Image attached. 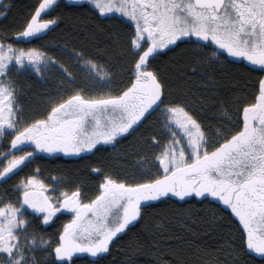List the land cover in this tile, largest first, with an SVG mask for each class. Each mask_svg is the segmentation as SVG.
<instances>
[{"label":"snow or ice","instance_id":"snow-or-ice-1","mask_svg":"<svg viewBox=\"0 0 264 264\" xmlns=\"http://www.w3.org/2000/svg\"><path fill=\"white\" fill-rule=\"evenodd\" d=\"M89 3L100 32L105 31L104 21L127 23L123 41L118 33H109L121 49L118 59L126 64L118 81L112 58L103 59V50L70 51L84 73L77 84L67 63L40 47L20 46L59 26L60 17L42 18L57 0H39L15 31V42L0 35V137L7 140L0 143V183L31 164L37 152L78 157L88 175L98 178L92 181V194L86 195L83 181L69 185L67 177L56 173L42 178L37 167L13 186L14 196L0 195V264H101L118 234L127 235L145 218L153 207L149 202L172 198H212L230 209L243 226L240 255L250 250L264 258V75L254 95H236L230 105L215 98L218 82L209 74L234 63L229 57L264 72V0ZM0 7L5 9L0 17L6 16L10 5ZM167 53H173L171 64L181 77L191 82L206 76L201 82L213 88V96L196 98L189 91L174 95L166 80L169 73L158 62ZM56 66L64 87L45 101L42 111L26 109L13 69L15 75L43 77ZM209 102L217 109L215 123L205 124L193 105L203 111ZM153 112L159 113V130L138 133L143 147L135 152L133 176H121L103 159L86 158L104 145L115 149ZM58 214L68 218L55 232L46 238L37 231L41 224L55 223ZM158 226L159 221L153 227ZM143 227L149 230L147 223ZM145 243L133 233L132 243L121 248L123 264H132L127 252L135 256ZM148 247L155 254L152 264H187L179 255L166 260L158 240Z\"/></svg>","mask_w":264,"mask_h":264},{"label":"trees","instance_id":"trees-1","mask_svg":"<svg viewBox=\"0 0 264 264\" xmlns=\"http://www.w3.org/2000/svg\"><path fill=\"white\" fill-rule=\"evenodd\" d=\"M38 2L39 0H0V4L10 5L7 15L0 17V35H6L9 41L15 42L12 40L15 31L21 27L25 17L34 10V6ZM90 9L91 6L87 3L74 4L65 0H57L56 5L45 10L47 15L42 14V18L60 17L59 26L52 27L51 31L45 30L46 35L37 34L40 36L39 39H31L30 43H24L20 46L40 47L50 55H55L61 62L68 64L76 75L77 84L82 83L84 73L80 72L79 66L73 62L75 58L69 55L70 51L74 47L77 50L83 49L90 54H99L98 50H103V59L107 60L109 56L112 58L113 71L118 81L122 74L121 67H126V64L118 59L121 49L114 43L115 37L109 33H118L121 41H123L127 33V23L121 25L115 21H104L105 31L100 32L96 28L97 22L89 11ZM4 10L0 7V11ZM182 47L185 46L182 45ZM174 51L178 50L174 49ZM172 56L173 53H167L161 56L158 62L162 71L169 73L166 80L173 94L180 96L185 91H189L190 95L196 98L201 96L211 98L214 94L213 88H206L205 83L201 82L206 81V76H202L200 81L193 80L191 82L188 81L187 77H181L172 67L170 59ZM56 68L51 72L49 82L46 78H38L29 73L15 75V80L23 93L20 99L25 104L26 109H32L36 112L42 111L45 107V101L50 96L56 95L64 87L61 84L62 73L57 66ZM245 68L249 67L232 63L209 73L218 82L216 85L218 92L215 95L217 100H226L231 105L236 95L244 97L255 94L262 72L258 69L245 71ZM235 80H239V84H236ZM236 89H240V91L237 92ZM193 107L205 124L209 121L215 123L214 114L217 109L212 106L211 102L203 111H200L199 105L195 103ZM157 118V112H153L137 132L120 139L115 149L104 145L102 151L96 156L86 158L103 159L121 176L124 173H128L130 177L133 176L137 167L135 152L138 147H143V141L139 138L138 133L145 128L150 131H158ZM0 143L6 144L7 140L4 138ZM37 167L41 171L42 178L56 173L67 177L69 185L72 182L83 181L86 195L92 194L94 191L92 181L98 180L97 177L88 175V170L82 167L78 157H66L63 153L37 152L31 164L7 182L0 183V195L6 193L8 196H14L13 186L21 177L31 174ZM149 203L153 207L147 209L145 218L127 235L119 234L120 239L112 245L111 254L107 255L101 264H123L125 253L121 251V248L127 249V246L132 243L133 233H136L146 243L145 248L136 253L135 256L132 252H127V256L132 257V264H152L155 254L151 252L148 245L153 240L159 241L160 251L164 253V258L170 262L179 255L187 261V264H199L200 259L208 261L209 256L212 259L208 264H216V262L218 264H264V258L250 251L247 255H240L242 226L237 218L231 214L230 209L212 198L207 201L202 198H189L185 201L172 198L164 202L152 201ZM27 211L31 212L30 209ZM67 218V216L58 214L55 223L41 224L37 231L44 233L47 238ZM157 221H159V226L154 228L153 226L156 225ZM36 223L39 224L40 222L37 221ZM146 223L149 230H144L143 226ZM203 253L208 255H202ZM78 264H87V262L79 261Z\"/></svg>","mask_w":264,"mask_h":264},{"label":"rangeland","instance_id":"rangeland-1","mask_svg":"<svg viewBox=\"0 0 264 264\" xmlns=\"http://www.w3.org/2000/svg\"><path fill=\"white\" fill-rule=\"evenodd\" d=\"M65 1H67V2H69V3H74V4H82V3H87V4H89L90 5V3H89V0H65ZM91 6V5H90ZM117 16L119 15V14H116ZM125 19V21L127 20V18H124ZM162 51V50H161ZM74 63H76V61L74 60L73 61ZM247 63H250V62H248V61H246ZM58 67V66H57ZM57 68L56 67H50L48 70H47V72L45 73V75L42 77L43 79H47V81L49 82V79H51L50 78V74H51V72L53 71V70H56ZM13 78L15 79V69H13ZM38 78H41V77H38ZM159 115V113L157 112V116ZM2 140H4V138L3 137H0V142L2 141ZM237 220H238V218H237ZM238 222H239V220H238ZM242 226V225H241ZM243 227V226H242ZM119 235V234H118ZM253 253V252H252ZM254 254H256V253H254ZM259 255V254H258Z\"/></svg>","mask_w":264,"mask_h":264},{"label":"flooded vegetation","instance_id":"flooded-vegetation-1","mask_svg":"<svg viewBox=\"0 0 264 264\" xmlns=\"http://www.w3.org/2000/svg\"><path fill=\"white\" fill-rule=\"evenodd\" d=\"M233 58H236V57H229L228 59L233 61ZM240 59L242 60L241 62L234 61V63L239 64V65H243V66L247 65L249 68L258 69V66L251 65L250 63H247L246 60H243L242 58H240ZM262 75H264V72H262Z\"/></svg>","mask_w":264,"mask_h":264},{"label":"water","instance_id":"water-1","mask_svg":"<svg viewBox=\"0 0 264 264\" xmlns=\"http://www.w3.org/2000/svg\"><path fill=\"white\" fill-rule=\"evenodd\" d=\"M233 61L241 62L242 60L240 58H233Z\"/></svg>","mask_w":264,"mask_h":264}]
</instances>
